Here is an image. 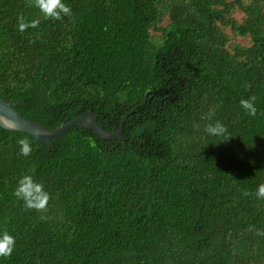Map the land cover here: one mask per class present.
Returning a JSON list of instances; mask_svg holds the SVG:
<instances>
[{
	"label": "trees",
	"instance_id": "obj_1",
	"mask_svg": "<svg viewBox=\"0 0 264 264\" xmlns=\"http://www.w3.org/2000/svg\"><path fill=\"white\" fill-rule=\"evenodd\" d=\"M63 2L55 21L0 0V96L52 131L92 112L114 133L136 110L123 140L0 127V233L16 241L0 264H264V0ZM21 16L41 23L20 32ZM217 121L226 137L206 132ZM24 175L46 210L14 195Z\"/></svg>",
	"mask_w": 264,
	"mask_h": 264
},
{
	"label": "clouds",
	"instance_id": "obj_2",
	"mask_svg": "<svg viewBox=\"0 0 264 264\" xmlns=\"http://www.w3.org/2000/svg\"><path fill=\"white\" fill-rule=\"evenodd\" d=\"M30 6L37 8L44 20L60 21L64 17L72 16L71 7L65 4L63 0H30ZM40 23L41 20L39 18L26 21L25 18L21 16L18 18V29L20 32H24L28 28L39 27ZM247 87L250 88L251 85H247ZM255 101V96L240 101L241 107L252 117H256L257 115ZM206 132L216 137L227 136L226 126L219 121L207 125ZM17 143L20 146V154L22 156H31L32 147L27 138H20ZM14 195L19 200L23 201L26 208L36 211L46 210L50 201V194L44 190L42 184L37 183L30 175H24L20 178ZM244 195L248 196L251 194L245 192ZM255 195L259 199H264V184L259 185ZM257 234L264 235V232H258ZM15 244V238L7 231L0 233V258H10L15 250Z\"/></svg>",
	"mask_w": 264,
	"mask_h": 264
},
{
	"label": "water",
	"instance_id": "obj_3",
	"mask_svg": "<svg viewBox=\"0 0 264 264\" xmlns=\"http://www.w3.org/2000/svg\"><path fill=\"white\" fill-rule=\"evenodd\" d=\"M18 103H8L0 96V127L8 131H16L33 137L40 143H50L54 139L61 138L73 127H80L94 131L101 139L105 141L123 140V127L129 115L135 110L129 112L122 120L120 128L114 132H108L98 123V117L92 112H88L75 120L62 125L57 130H50L38 122L30 120L22 115L15 107Z\"/></svg>",
	"mask_w": 264,
	"mask_h": 264
},
{
	"label": "rangeland",
	"instance_id": "obj_4",
	"mask_svg": "<svg viewBox=\"0 0 264 264\" xmlns=\"http://www.w3.org/2000/svg\"><path fill=\"white\" fill-rule=\"evenodd\" d=\"M243 17H244V15L241 12H239V11H237V12H235L233 14V18H236L239 22H242ZM237 41L242 43V44H249V40L248 39L238 38Z\"/></svg>",
	"mask_w": 264,
	"mask_h": 264
}]
</instances>
